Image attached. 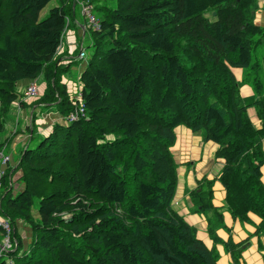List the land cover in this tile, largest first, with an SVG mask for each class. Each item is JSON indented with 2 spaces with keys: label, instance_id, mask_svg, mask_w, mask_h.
<instances>
[{
  "label": "trees",
  "instance_id": "obj_1",
  "mask_svg": "<svg viewBox=\"0 0 264 264\" xmlns=\"http://www.w3.org/2000/svg\"><path fill=\"white\" fill-rule=\"evenodd\" d=\"M49 1L0 0V162L13 104L26 103L21 83L42 76L46 86L34 103L53 105L63 118L0 174V217L9 222L13 247L0 264H218L223 207L212 202L215 178L203 177L190 192L193 211L206 218L211 248L172 204L178 166L172 147L180 125L218 145L225 208L239 221L249 213L259 217L251 236L264 249L258 1L101 6V29H89L91 54L80 74L84 113L71 123L64 117L80 102L62 80L71 65L59 64L57 51L77 4L95 1L58 0L40 19ZM245 84L248 97L240 93ZM19 230L28 232L29 243ZM5 234L0 226V242ZM240 244H231L233 255L236 249L240 255Z\"/></svg>",
  "mask_w": 264,
  "mask_h": 264
},
{
  "label": "crops",
  "instance_id": "obj_2",
  "mask_svg": "<svg viewBox=\"0 0 264 264\" xmlns=\"http://www.w3.org/2000/svg\"><path fill=\"white\" fill-rule=\"evenodd\" d=\"M80 4L81 3H79V13L75 10L73 15L74 20L69 22V26L63 33L61 44L57 51V55H59V64H68L67 66H69L72 65V63H75L76 60H81L77 58V56L82 44V39L86 37V32L89 28H85L86 18L81 11ZM257 20L255 21L256 24L260 23L261 25H264V14L262 13L261 17ZM78 37H80V41L78 40ZM78 41L80 42L79 45ZM84 66V64H81L80 66H77L75 70L81 74ZM235 72L236 76L239 78L240 70L237 69ZM65 75L66 74L64 73L62 80L66 84L69 95L75 99V97L79 94L77 95L73 92L74 89H71L70 87L71 81L68 80ZM40 82L41 84L38 86L41 87L38 89V96L41 95L46 86L42 76L36 80L37 84ZM29 83L30 82L27 81L20 84V87L23 86L22 91L26 89ZM78 86L81 92V84ZM78 86H76V88H78ZM240 93L243 97H248L252 95V90L245 84L240 88ZM36 98L37 97H25V105H20L18 101L13 104L11 111L13 116L10 114L9 120L6 122V129L3 135V139L5 141L3 153L10 157L8 162L2 167L4 170L13 165L15 166V163L20 159L21 152L17 159L14 158V152L17 151V147L22 143V150L27 147L28 144H24V142L26 140H31L32 136L29 135L28 132L29 129L31 130V133L36 130V122H40V125H42L50 118L52 122L44 124L48 126L49 124L53 125V123L63 120V118L55 110H51L52 113H48L47 115L44 114L42 116L35 117L36 110H41V107L45 106L43 103L40 105L35 104L34 102ZM33 114L35 119L32 128L31 121ZM249 114L252 122L257 126H260V120L257 119L253 108H249ZM51 128L52 126H49V128L42 127L38 130V134L44 137L46 136L45 133H47V130ZM175 134L176 141L172 147V152L178 166L177 186L172 200L173 206L190 225H193L196 228L197 236L205 243V245L211 248L214 243L206 231V218L204 214L193 211L194 207L192 206L190 199V192L199 185V181L203 177L208 179L215 178L212 202L217 207H223V225L216 231L222 241L214 244L219 255L218 264H264V249L258 247V237L255 235L251 236V234L255 232L256 225L259 223V217L253 213H249L248 221H239L234 219L227 209H224L225 190L221 183L217 180L220 175L223 162L214 158V153L218 145L211 140L205 139L203 134H195L183 125L175 128ZM261 143L264 151V139ZM261 173V180L264 184V165L261 167ZM18 176L19 174L15 173L12 180L16 179ZM21 237L26 239V234ZM231 242L233 244H239V242L241 243V247L238 248V250L241 251L240 255L238 254L237 249L234 254L238 255L237 260L234 259Z\"/></svg>",
  "mask_w": 264,
  "mask_h": 264
},
{
  "label": "rangeland",
  "instance_id": "obj_3",
  "mask_svg": "<svg viewBox=\"0 0 264 264\" xmlns=\"http://www.w3.org/2000/svg\"><path fill=\"white\" fill-rule=\"evenodd\" d=\"M94 1L95 2L92 3L93 6L94 7L97 6V7H99V9L94 8L92 10V13L97 18H100L102 16V11L100 9L101 6L106 5V6L111 7V8H115L116 7V0H94ZM257 1H258L259 8L257 9V11L255 13V20L254 21H256L259 17H261V14L263 13L262 7H263V4H264V0H257ZM75 2L76 1L73 2L74 5H75ZM56 5H58V0H50L47 3V5L40 11L39 18L40 19L44 18L46 16V14L49 12V10L52 7L56 6ZM76 11H77V13H79V5L78 4L76 6ZM78 40L80 41V37H78ZM79 41H78V45L80 43ZM91 41H92L91 30L87 29L86 37L83 38L82 39V42H81L84 45V47H85L86 58L84 60L83 59L76 60L75 63H72L71 68L68 69L65 72V74H66L65 76L68 78V80L71 81V86H70L71 89H74L73 92L75 94H77V95L80 94V89H79V86H78V85H80V81H79L80 74H79V72L77 70H75V68H77V66H80L81 64H84L85 66L87 65V62H88L89 57H90V54H91V47H90L91 46ZM34 82L36 83V80H34ZM40 84H41V82L39 84L36 83L38 89L41 87V86H38ZM75 85L78 86V88H76ZM25 91H26V89L24 90V96L26 98H34V97H37L38 96V92H37V95L36 96L32 97V96H28ZM54 109L55 108H54L53 105L43 106V107H41V110H39V109L36 110L35 117L36 116L37 117L38 116H42L44 114L47 115L48 113H52L51 110H54ZM11 115L13 116V113ZM9 117L7 118V121L9 120ZM51 122L52 121H51L50 118L47 121H45L42 125H40L41 124L40 122H36V124H35V129L36 130H34V132L31 133V130L29 129V132H28L29 135L32 134L31 140H26L24 142V144H28L30 147H35L38 144V142L42 139V136L40 134H38V130L41 129L42 127L49 128V126H52V124H49L48 126L47 125H44V124L51 123ZM32 128H33V125H32ZM50 130L51 129L47 130V133H45V134H48ZM108 138H112V136L110 135ZM22 147H23V143L20 146L17 147V151L14 152V158L17 159L18 155L20 154V152L22 150ZM36 207H37V205L35 204L34 205V208H33L35 212L37 210ZM224 209H226L225 208V201H224ZM198 229L200 230L199 227H198ZM18 232L22 233V236H25V234H26V232H22L21 230H19ZM26 236H27V240H25L24 243H26V242L29 243V241H28L29 240V234H28V232H27V235ZM12 248L13 247L11 245L10 248H8V250H11Z\"/></svg>",
  "mask_w": 264,
  "mask_h": 264
},
{
  "label": "built area",
  "instance_id": "obj_4",
  "mask_svg": "<svg viewBox=\"0 0 264 264\" xmlns=\"http://www.w3.org/2000/svg\"><path fill=\"white\" fill-rule=\"evenodd\" d=\"M80 6H81V11L83 13V15L86 18V26L85 28H89L95 31H98L101 29V23L99 18H97L93 13H92V9H93V5L89 4V3H84V2H80ZM77 58L79 59H85L86 58V51L84 50L83 45L81 44L80 46V50L78 53ZM26 94L28 96H36L37 92H38V88L37 85L34 81H31L29 83V85L26 87ZM81 99V94H79L77 97H75V102H80ZM84 113V109H83V104L82 102H80L77 106H75L74 110L71 111L65 118V120L68 123H71L75 120H77L79 118L80 115H83ZM9 156L6 154H1V162H0V174H4V169L2 168L3 165H5L8 160H9ZM0 226L5 230L6 234L5 237L3 238L2 242L0 243V257L2 255V253L8 251V248H10V246L12 245L11 243V238H10V225L9 222L6 219H3L0 217ZM8 264H12V262L9 260Z\"/></svg>",
  "mask_w": 264,
  "mask_h": 264
},
{
  "label": "water",
  "instance_id": "obj_5",
  "mask_svg": "<svg viewBox=\"0 0 264 264\" xmlns=\"http://www.w3.org/2000/svg\"><path fill=\"white\" fill-rule=\"evenodd\" d=\"M73 7H74V4H73Z\"/></svg>",
  "mask_w": 264,
  "mask_h": 264
}]
</instances>
